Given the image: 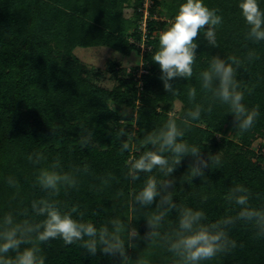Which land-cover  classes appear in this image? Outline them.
<instances>
[{
    "label": "trees",
    "instance_id": "trees-1",
    "mask_svg": "<svg viewBox=\"0 0 264 264\" xmlns=\"http://www.w3.org/2000/svg\"><path fill=\"white\" fill-rule=\"evenodd\" d=\"M183 2L153 0L168 19L148 23V46L152 49L143 56L145 72L137 79L139 68L127 73L113 65L119 85L109 90L90 81L89 71L75 50L105 47L129 56L142 40L136 25L143 0L135 3V23L124 15L130 0H0V221L9 212L16 220L26 218L24 209L28 210L27 218L44 219L31 210L32 200L47 196L35 178L40 168L58 159V170H80L75 172L78 187L62 188L54 198L63 211L78 206L83 219L97 228L120 217L143 237L155 202L138 214L131 206L133 194L142 188L147 175L158 180L165 177L155 169L133 181L126 176L127 161L145 150L141 147L144 136L163 126L175 101L182 104L184 113L196 103L208 108L210 93L201 88L199 73L215 55L243 60L236 76L244 91L243 103L249 110L259 106L260 114L252 128L241 133L229 106L216 101L210 112L203 111L199 120L192 121L183 138L187 143L198 146L205 158L219 149L225 151L219 156V166L211 165L205 169V178L192 180L187 175L192 158L184 157L170 177L174 178L173 199L178 206L202 210L204 223L238 214L240 206L226 199L236 185L249 189L252 207L264 208V153L258 155L252 149L264 138V41L253 43L245 38L248 26L238 7L240 0H204L223 18L216 29L217 47L210 46L201 31L193 77L171 81L178 89V94L172 95L163 88L159 65L152 61L159 35L151 37L165 29ZM259 3L264 9V0ZM250 51L259 58L249 61ZM190 87L196 89L195 101L188 98ZM183 116L177 119L178 124ZM82 126L93 131V144L86 147L79 142ZM120 128L135 133L130 150L124 153L120 152L124 139L118 136ZM228 128L238 142L225 137L219 141L218 136ZM37 153L45 159L39 164L29 161L28 156L35 160ZM9 178L18 183V189L9 185ZM176 222L177 211L172 210L161 231L170 230ZM225 230L236 247L201 264H264V236L257 235L253 223L237 220ZM134 244L132 248L126 244L130 258L126 264H136L138 258L147 264H175L176 258L159 242L147 246L141 239ZM41 248L45 264H121L118 256L99 250L90 255L79 243L65 245L61 239L41 244Z\"/></svg>",
    "mask_w": 264,
    "mask_h": 264
},
{
    "label": "clouds",
    "instance_id": "clouds-1",
    "mask_svg": "<svg viewBox=\"0 0 264 264\" xmlns=\"http://www.w3.org/2000/svg\"><path fill=\"white\" fill-rule=\"evenodd\" d=\"M239 9L248 26L246 39L253 43L264 41V9L259 0H240ZM217 9H210L204 0H184L169 26L159 33L158 48L152 54V61L159 65L162 75L163 88L172 95L178 94L171 81L175 78L186 80L193 77V66L196 61L197 40L204 33V38L212 47H217L216 29L222 23V16ZM114 55H119L115 53ZM258 59L255 51L248 53L247 59ZM243 60L236 56L226 59L215 55L211 58L207 69L199 73L201 88L210 93V101L205 109L200 103L184 113L181 123H177L175 114L162 127L149 132L141 141L145 150L138 157H131L127 161L126 176L135 181L141 174L153 173L158 169L165 179L158 180L154 175H147L142 188L133 194L132 209L138 214L149 208L155 202L154 210L147 216L148 231L141 237L135 227H130L120 217H113L108 224L97 226L83 219L84 213L77 212L78 206L63 211L59 201L54 199L61 189L77 188L79 180L75 172H66L60 169L57 159L48 167L38 170L35 183L41 187L47 196L31 201V210L37 217H44L34 221L28 217V210L24 209L22 215L26 218L16 220L11 212L5 213L0 221V264H45L41 244L50 240L61 239L65 245L79 243L90 255H96L99 250L105 255L120 257L121 264L130 260L127 255L128 248L135 247L134 241L145 240L148 245L158 242L166 247L167 251L176 258L175 264H201L221 253H228L236 247L226 232L228 225L237 220L251 222L257 229L258 236H264V208H254L249 200L251 193L243 185H236L229 190L226 199L240 206L235 217H226L214 223H204L206 217L202 210L178 206L173 199L172 189L174 178L172 173L182 163L184 157L190 156L187 175L191 180L195 177L205 178V169L211 165L219 166V155L209 154L207 158L202 155L201 149L187 143L183 138L185 130L192 121L199 120L203 111H211L216 101L229 106V112L235 118V127L241 133L248 131L259 117V106L251 110L244 105V91L241 90L237 80V72ZM130 70V68H129ZM249 91H251L249 89ZM190 101L196 99V89H188ZM134 132L125 128L118 130L122 139L120 152L130 150ZM126 137V138H125ZM93 131L81 127L79 142L86 147L93 144ZM29 161L39 164L45 159L42 153L28 156ZM84 171H87L85 166ZM10 186L19 188L16 181L9 178ZM107 184V180L104 181ZM122 195V193L120 194ZM172 210L177 211V222L168 231H161L166 217ZM78 215L79 218H75ZM13 253L14 255H10ZM136 264H147L138 258Z\"/></svg>",
    "mask_w": 264,
    "mask_h": 264
},
{
    "label": "rangeland",
    "instance_id": "rangeland-1",
    "mask_svg": "<svg viewBox=\"0 0 264 264\" xmlns=\"http://www.w3.org/2000/svg\"><path fill=\"white\" fill-rule=\"evenodd\" d=\"M136 1L137 0H130L131 6L124 10L125 17L128 19H132L134 23H135L134 14H135ZM151 13L159 21L168 19L167 17L161 15L160 9L156 8V6L154 5L151 8ZM169 22L167 23L166 27L169 26ZM136 26L139 29L140 26L139 21H137ZM161 31L159 30L154 32L155 34L152 35L151 39H155ZM142 43L144 47L140 48L136 45V49L129 56H125L123 54H120L116 51H113L105 47L77 48L75 50V55L79 58L81 63L85 65V67L89 71L88 78L90 79V81L101 87L107 88L109 90H113L115 87L119 85L117 79H115V77L113 76V72H112L113 65H116L117 69H124V71H126L127 73H132L134 68H139V71H137L136 73L137 79H140L141 75L145 72V70L143 69V56L146 50L148 49L147 48L148 44H146L145 42H141V44ZM115 53H118L119 55H114ZM140 85L141 84H138L139 87ZM173 105L174 107L170 114H175L177 117H182L184 114L182 104L179 101H175ZM231 130L232 129L228 128L223 135L218 136L219 141L223 137H225L227 139L233 140L234 142H238L239 139L233 135ZM252 149L258 155L264 153V138L259 139L253 145ZM224 151H225L224 148L219 149L217 154L219 156H223Z\"/></svg>",
    "mask_w": 264,
    "mask_h": 264
},
{
    "label": "built area",
    "instance_id": "built-area-1",
    "mask_svg": "<svg viewBox=\"0 0 264 264\" xmlns=\"http://www.w3.org/2000/svg\"><path fill=\"white\" fill-rule=\"evenodd\" d=\"M153 6V0H143V4L142 6H140V8L138 9V12L140 14V19H139V33L142 37L141 42H145L146 44H148V40H149V31H148V23L150 20L155 19L156 17L153 16V14L151 13V8ZM132 43H135L133 40H131ZM136 43V45L138 47H144L143 43ZM148 46V45H147ZM151 46H148L146 51H150L152 48H150ZM150 48V49H149Z\"/></svg>",
    "mask_w": 264,
    "mask_h": 264
}]
</instances>
